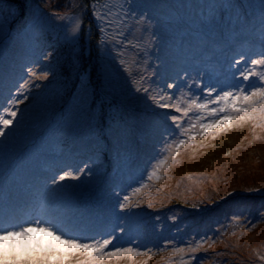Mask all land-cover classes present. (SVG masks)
<instances>
[{
    "label": "rangeland",
    "instance_id": "374dc122",
    "mask_svg": "<svg viewBox=\"0 0 264 264\" xmlns=\"http://www.w3.org/2000/svg\"><path fill=\"white\" fill-rule=\"evenodd\" d=\"M93 4L116 5L120 27ZM261 54L264 0H0V115L17 112L0 136V220L55 195L82 242L144 253L103 264H264V130H190L223 115V92L264 86ZM182 129L192 139L150 178Z\"/></svg>",
    "mask_w": 264,
    "mask_h": 264
},
{
    "label": "snow or ice",
    "instance_id": "6c2138e0",
    "mask_svg": "<svg viewBox=\"0 0 264 264\" xmlns=\"http://www.w3.org/2000/svg\"><path fill=\"white\" fill-rule=\"evenodd\" d=\"M97 5L93 4V15L97 17L99 21L105 24V27L116 25L120 27L122 22H118L117 15L113 14V8L116 5L109 6L107 4L102 5L103 12L97 11ZM119 7L123 8V5ZM57 16L61 14L57 13ZM108 17H111L109 19ZM74 23L72 25L71 32L73 36L79 35L83 31L82 21L73 11ZM141 20L145 17L141 16ZM103 32L104 29H101ZM121 36V39H126L123 33H117ZM115 39V37H113ZM253 65H264V54L260 55L259 59H253L251 61ZM35 75V73H32ZM46 76L47 73H44ZM242 75H244L242 73ZM244 75V79L247 80L248 76ZM260 80L264 81V74H260ZM171 87V85H170ZM147 91V90H145ZM26 100L27 97L25 96ZM155 100V97H153ZM217 101L222 102V107L219 108V112L223 115L216 118L213 115V119L207 123H201L199 125V131H196V125H191L190 130L193 134L204 136L210 128H216L224 130L230 127H240L245 123H251L253 125V131L258 127L264 130V86H251V91H238L235 94L225 91L221 95L216 97ZM22 103V101L16 97H13L9 104L15 105ZM200 109H206V104H195ZM161 107H170L168 104H161ZM177 111H184L187 113L189 109H181L179 106H175ZM210 114H216L217 108L207 109ZM5 115H0V136L5 135V129L13 124V118L17 116V112L12 107H5L3 109ZM180 118L173 115L172 121H178ZM188 139H178L173 141L172 145H168L165 142V146L170 149V155L164 157V159L158 160L152 172L149 173V177L155 176L161 167L171 160H175V157L179 155V150L188 144L192 139V135H189V130L182 129ZM72 177L76 179L77 176L71 172H65L59 176L60 180H64L66 177ZM53 183L56 184V180L53 179ZM143 187V186H142ZM137 192L140 189H136ZM249 191H255L249 189ZM226 196H231L232 193L226 192ZM128 197H124V201H128ZM120 209H125L129 205L124 202H118ZM152 205L149 203L148 205ZM192 207H199V205H192ZM36 217L30 219H16L12 216H7L3 220H0V264H103L105 260H121L131 258L136 255H143L144 253L139 248H134L131 245L128 247H119L112 245L109 249L108 246L112 243L113 237L110 235L103 240H90L88 242H82L81 238L76 235L69 224L64 218L62 209L55 204L53 200L41 201L35 209ZM254 226V225H253ZM121 232L123 228L119 229ZM39 233L40 235H34ZM177 251H180L177 249ZM264 259V258H262Z\"/></svg>",
    "mask_w": 264,
    "mask_h": 264
},
{
    "label": "trees",
    "instance_id": "16d2710c",
    "mask_svg": "<svg viewBox=\"0 0 264 264\" xmlns=\"http://www.w3.org/2000/svg\"><path fill=\"white\" fill-rule=\"evenodd\" d=\"M99 1H101V0H99ZM104 137H106L105 134H104ZM97 192H98V191H97ZM98 193L101 194V195L103 194V192H102L101 190H100ZM53 194H54V193H53ZM41 197H46V195H45V194H42ZM48 198H49V196H48L47 198H44L43 201H44V200H48ZM50 198H51L52 200H55V195H54V197H53V196H50ZM33 204H34V203H33ZM34 205H35V204H34ZM61 205H62V207H63V209H64L65 205H64L63 203H62ZM77 208H78L79 210H81V211L83 210L82 208H80V206L77 207ZM25 209H26V208H25ZM25 209H23V211H24ZM27 209H33V205L30 204V205H29V208L27 207ZM35 209H36V208H35ZM23 211H21V212L23 213ZM83 211H84V210H83ZM34 212H35V210H34ZM35 213H36V212H35ZM64 214H65V213H64ZM13 217L16 218V219H18V218H19V219H22V218L20 217V214H15V215H13ZM22 217H25V216H23V214H22ZM72 225H73V224H71L70 226H72ZM75 228L78 229V230H80V229H81V230H85V229H84L81 225H79V224L76 225Z\"/></svg>",
    "mask_w": 264,
    "mask_h": 264
}]
</instances>
